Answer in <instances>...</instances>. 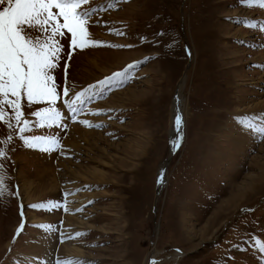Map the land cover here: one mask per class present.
<instances>
[{"label": "rangeland", "instance_id": "374dc122", "mask_svg": "<svg viewBox=\"0 0 264 264\" xmlns=\"http://www.w3.org/2000/svg\"><path fill=\"white\" fill-rule=\"evenodd\" d=\"M93 19L106 25L90 27L93 39L131 47L77 50L67 82L63 60L55 72L58 91L68 86L74 97L143 63L122 86L90 101L77 122L68 113L63 129L29 133L57 135V151L27 148L13 132L5 165L10 191L18 195L0 201V264H35L53 235L54 264L73 258L87 264H261L253 241L264 242V179L254 178L264 173V138L243 131L235 118L264 114V34L245 26L264 22V10L241 0H130ZM61 43L68 48V40ZM180 91L183 139L173 149L172 112ZM96 111L101 114H91ZM9 131L0 123V140ZM163 168L168 181L159 194ZM53 173L57 190L36 189L42 180L52 182ZM245 184L253 187L204 235L207 220ZM48 201L67 210L29 207ZM21 210L25 227L16 236ZM68 243L75 253L62 248Z\"/></svg>", "mask_w": 264, "mask_h": 264}, {"label": "snow or ice", "instance_id": "6c2138e0", "mask_svg": "<svg viewBox=\"0 0 264 264\" xmlns=\"http://www.w3.org/2000/svg\"><path fill=\"white\" fill-rule=\"evenodd\" d=\"M130 0H107L106 4L94 5L93 0H0V123L9 131L6 139L0 140V201L9 195H18L10 191V177L5 162L9 145L13 143V132L27 148L45 153L57 151L61 147V139L55 134L36 135L34 128L63 129L65 116L76 121V116L85 111V106L96 97L103 98L106 90L122 86L132 76V70L140 63L134 62L123 70L89 85L83 91L70 95V88L64 86L58 91L55 72L64 61L65 81L67 82L68 62L77 50L83 51L94 47L123 48L131 45H113L92 38L90 27L106 26L100 19H93L100 12L116 10L118 5ZM248 7L264 10V0H241ZM245 26L264 34V22L246 21ZM115 35H124L114 30ZM163 36L164 33H158ZM146 39V38H141ZM62 40H68L65 49ZM171 47V45H169ZM190 54V53H189ZM150 59V58H146ZM264 68V65H259ZM63 98V99H62ZM62 103L57 105L58 101ZM47 104L33 110L34 105ZM61 108L68 111L63 112ZM25 110L35 121L26 118ZM100 115V111L91 113ZM242 130L260 134L264 138V114L244 115L235 118ZM88 127L99 128L100 124H92L88 120L79 121ZM183 117L178 111L174 118V127L178 139L172 142L173 149L179 147L183 139ZM163 183V179L158 181ZM71 195V193H69ZM33 209L52 211L57 208L67 210L66 205L53 201L33 204ZM23 206H21V209ZM242 211H251L243 209ZM22 222L16 236L25 227L23 211ZM47 232L56 231L51 225L39 226ZM81 235L77 233V236ZM73 237H67L72 239ZM63 242V240L61 241ZM254 247L260 254L264 264V242L254 239ZM179 251V250H177ZM51 264V262H49ZM56 264H87L78 259L57 260ZM151 264H158L151 261Z\"/></svg>", "mask_w": 264, "mask_h": 264}, {"label": "bare ground", "instance_id": "6f19581e", "mask_svg": "<svg viewBox=\"0 0 264 264\" xmlns=\"http://www.w3.org/2000/svg\"><path fill=\"white\" fill-rule=\"evenodd\" d=\"M185 81V80H184ZM184 81H183V84H184ZM183 84L181 85V87L183 86ZM181 90H182V88H181ZM180 94H181V91L179 92V95H178V97H177V100H176V102H174V106H173V112H172V119H173V126H174V118H175V116L177 115V113H178V111L181 113V111H180V108L182 107L181 106V102H182V99H181V96H180ZM66 120V119H65ZM64 123V122H63ZM74 134H76V132H73ZM78 133V132H77ZM244 136V135H243ZM249 136H247V138H248ZM259 136L258 135H256V133H255V138L257 139ZM64 149V148H63ZM62 149V150H63ZM64 152V154H62L61 156H60V160L62 159V158H64V156H65V154L67 155V152L66 151H63ZM137 155V154H136ZM139 157V156H138ZM70 163V162H69ZM62 164V163H61ZM60 164V165H61ZM59 164H58V166H60ZM167 166V165H166ZM133 167V166H132ZM263 167H264V165H263ZM71 172V171H70ZM74 174H76V172L77 171H72ZM39 173V172H38ZM55 173H56V171H55ZM55 173H53L52 175H54L53 177H52V182H49V183H46L47 181H43L42 180V182L41 183H37V187H36V189H40L41 191H44L45 190V188H46V186L48 187V188H50L51 190H53V191H55V190H57V187H58V183L59 182H57L58 180V177H57V174H55ZM131 173V172H130ZM80 174V173H79ZM130 175V174H129ZM263 176H264V173L262 174V175H260V176H258V177H256V178H254V181H256V182H261L264 178H263ZM57 178V179H56ZM74 179V178H73ZM76 179V178H75ZM160 179H163V183H159V194H161L162 193V191L164 190V188L166 187V185H167V181H168V172H167V170H166V168H163L162 169V171H161V173H160V176H159V180ZM44 182V183H43ZM55 182H56V184H55ZM31 187L32 188H34V185H31ZM77 187V186H76ZM251 187H253V184H245V185H243L242 187L241 186H237V187H235L234 188V190H233V192H232V195H231V197H230V199H228V201L225 203V206L224 207H222V208H219L220 210L214 215V217L213 218H210V219H208L207 220V225H205V229H202V231L201 232H203V234L205 235V234H208L209 232H211V230L213 229V227H212V223H213V220L217 217L218 218V216L220 215V214H222L223 212H225L226 211V208H228L229 206H231V205H234L235 204V202L236 201H239L240 200V198L242 197V196H245L246 194H244V191H246L248 188H251ZM32 195H33V192H32ZM35 195V194H34ZM32 201V200H31ZM245 202H243V203H241V205L240 204H238L237 206H239L240 205V207L241 206H243V204H244ZM239 207V208H240ZM223 211V212H222ZM218 215V216H217ZM216 218V219H217ZM216 219H215V223H216ZM192 231V230H191ZM194 232H195V230H194ZM199 232H200V230H199ZM191 234V233H190ZM202 234V235H203ZM53 235V234H52ZM193 235V234H192ZM204 239V238H203ZM46 242V244H48L47 245V247L45 248V249H43L44 251H43V257H41V259L38 261H36L35 262V264H49V262H51V264H54V262L52 261L53 260V258L51 257V258H49V256L52 254V250L53 249H55L56 248V245H55V239H54V235H53V238L50 240V241H45ZM63 249H65V250H67V253H70V254H72V253H75L76 251L74 250V249H72L71 248V245L68 243L67 245H64L63 247H62ZM54 251V250H53ZM70 254H69V256H70ZM68 256V257H69Z\"/></svg>", "mask_w": 264, "mask_h": 264}, {"label": "water", "instance_id": "95a60500", "mask_svg": "<svg viewBox=\"0 0 264 264\" xmlns=\"http://www.w3.org/2000/svg\"><path fill=\"white\" fill-rule=\"evenodd\" d=\"M166 165H169V162H167Z\"/></svg>", "mask_w": 264, "mask_h": 264}]
</instances>
